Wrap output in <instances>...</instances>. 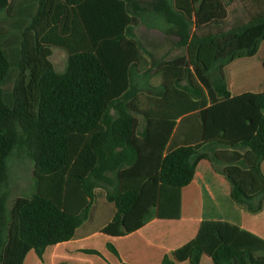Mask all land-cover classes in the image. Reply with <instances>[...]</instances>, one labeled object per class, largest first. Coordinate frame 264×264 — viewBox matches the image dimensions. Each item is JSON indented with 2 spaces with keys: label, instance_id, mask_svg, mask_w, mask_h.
<instances>
[{
  "label": "trees",
  "instance_id": "1",
  "mask_svg": "<svg viewBox=\"0 0 264 264\" xmlns=\"http://www.w3.org/2000/svg\"><path fill=\"white\" fill-rule=\"evenodd\" d=\"M220 4L228 9L226 19L195 22V8L211 12ZM9 5L10 0H0V14ZM147 12L165 19L167 35L178 39L181 52L172 60L155 61L163 82L158 92L148 93L163 98L177 88L199 100L202 90L191 81L194 72L210 105L181 119L161 169L140 191L122 192L121 171L140 159L130 102L139 93L134 70L143 51L131 36L134 18ZM263 42L264 0H39L22 36L13 105L4 92L11 62L0 46V264H24L30 251L42 259L48 247L76 239L92 215L99 189L115 210L103 233L122 237L142 229L154 219L160 187L190 185L203 160L229 182L233 201L251 214L263 212L264 91L233 94L225 72L232 62L257 56ZM53 48L68 53L64 73L50 60ZM145 119L148 130L149 117ZM75 134L91 135L96 155L90 173L77 178L89 205L72 215L40 195L36 179L35 193L17 197L8 208L3 190L16 149L25 145L35 171L51 176L69 165L70 137ZM226 151L246 153L247 159L237 165L258 176L262 186L257 193H248L242 180L226 172ZM240 232L230 223L205 221L196 238L173 257L165 256L163 264H201L204 255L214 264H264L233 246ZM108 248L118 255L111 243Z\"/></svg>",
  "mask_w": 264,
  "mask_h": 264
},
{
  "label": "crops",
  "instance_id": "2",
  "mask_svg": "<svg viewBox=\"0 0 264 264\" xmlns=\"http://www.w3.org/2000/svg\"><path fill=\"white\" fill-rule=\"evenodd\" d=\"M221 5L223 4L216 6L211 12L201 11L199 18H197L199 8H195V22L198 25H206L214 19H226L228 10L222 18H212ZM148 18L149 24L154 27L161 20L164 24L162 28L168 27L161 15L149 12ZM139 25L133 23L132 32ZM154 27H143L144 35L136 34L138 39L133 34L131 36L142 46L143 51L140 64L134 70V84L138 89L143 86L160 88L163 76L158 71L155 61L172 60L181 54L179 49L173 55L170 52L171 45L177 47L178 39ZM257 56L242 59L245 62L237 60L226 68L229 90L233 94L264 91V57L258 61L253 60ZM52 57L53 54L50 60ZM191 81L202 90V97L199 100H194L185 92L174 88L163 98L140 91L130 102V107L135 113L133 142L140 159L136 165L121 171L122 192L140 191L145 182L161 169L168 146L181 119L210 105L208 92L194 72ZM145 116L149 117L148 130ZM137 123H140L139 127ZM144 133H147L146 138ZM76 135L78 134L70 137L78 138L73 140L70 147V163L64 170L51 176H43L46 179L45 185L40 182L42 176L34 172V179L39 182L38 193L48 197L49 193L53 196L49 189L58 190V198L50 199L72 215L80 214L90 203L82 191L81 180L77 178H85L96 164V155L90 147L91 135ZM241 159H247L245 152L226 151L225 170L237 180H242L248 193L255 194L261 189V182L255 173L237 165ZM262 170L264 172V161ZM72 181L79 182V185L72 187L70 185ZM76 195H79V200ZM102 204L103 209L97 208L98 212H95L94 205L90 219L79 229L76 239L48 247L42 259L35 251H30L24 264H163L165 256L173 257L176 250L196 238L205 221L226 222L239 227L241 232L234 240L233 246L238 250L251 252L257 260H264V211L251 214L245 207L233 201L229 182L216 172L207 160L198 164L195 178L190 185L182 189L161 186L154 219L130 235L114 237L102 232L103 227L112 220L115 213L105 194ZM94 219L96 223L100 220V224H93ZM109 243L116 248L118 255L108 248ZM86 250L98 251L100 255L88 254ZM201 264L214 263L204 255Z\"/></svg>",
  "mask_w": 264,
  "mask_h": 264
},
{
  "label": "rangeland",
  "instance_id": "3",
  "mask_svg": "<svg viewBox=\"0 0 264 264\" xmlns=\"http://www.w3.org/2000/svg\"><path fill=\"white\" fill-rule=\"evenodd\" d=\"M39 0H10L9 7L0 14V46L8 56L11 62V72L10 75L4 85V92H5V100L9 105H13V87L15 79L18 76L19 69L18 64L21 57V42L22 36L25 29L29 26L32 17L37 11ZM229 8V7H228ZM227 7L221 5L214 13L212 18H222L226 14ZM149 12L140 15L139 17L134 18V23H139L138 27H135V31L133 29V36L137 38V35H144L142 28L143 27H154L149 24L148 16ZM200 17V11L197 9V18ZM161 20V19H160ZM162 23V24H161ZM164 26L163 20L159 21L157 26L154 29L159 30L160 32H164L167 34L168 27L162 28ZM138 39V38H137ZM161 46V45H160ZM171 51L173 53L178 52L177 47L170 46ZM264 57V42L260 49L259 55L254 58L253 60L258 61ZM246 60V59H245ZM54 67L58 73H64L67 70L68 66V54L65 50L59 48H53V57L51 59ZM238 62H245L239 60ZM238 64V63H237ZM160 88H147L143 86L139 89V92L148 93L158 92ZM116 114V112H113ZM136 117L140 118V116L136 115ZM137 127H139L140 123H137ZM78 136V135H76ZM86 137V136H85ZM78 137L70 138V147L73 145V140ZM91 150V149H90ZM73 151V149H71ZM9 179L7 185L4 187L3 192L7 195V205L8 208H11L13 201L17 197H30L33 193H35V179H34V164L33 161L28 156V151L25 145L20 146L13 155L10 157L9 161ZM81 173V172H79ZM45 177H41L42 185L46 184ZM73 180V179H72ZM72 187L78 186L79 182H71L70 184ZM50 192L53 196L49 193L47 198L54 197L58 198L59 191L51 190ZM79 192L83 194L81 189ZM98 197L95 201V212L99 209H103L102 203L104 201V194L105 192L103 189H99ZM79 200V195H76ZM99 208V209H97ZM98 212V211H97ZM96 218V215H94ZM96 219L93 220V224H100V220L96 223ZM102 223V222H101ZM90 224V223H89Z\"/></svg>",
  "mask_w": 264,
  "mask_h": 264
}]
</instances>
